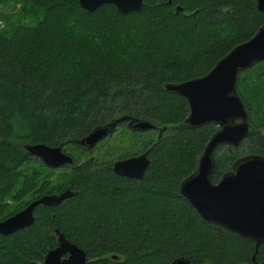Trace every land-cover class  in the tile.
<instances>
[{"label":"trees","instance_id":"trees-1","mask_svg":"<svg viewBox=\"0 0 264 264\" xmlns=\"http://www.w3.org/2000/svg\"><path fill=\"white\" fill-rule=\"evenodd\" d=\"M167 2L144 0L122 14L111 4L88 12L78 0H0V220L41 195L73 191L36 206L30 226L0 235V264H43L56 230L85 251L86 264H264L263 244L204 220L180 194L218 126H185L187 100L164 90L208 73L255 34L264 13L255 0ZM236 91L252 130L234 153L216 148L213 183L237 158L264 155V61L239 71ZM120 117L128 118L114 131L148 134L120 156L147 151L141 180L115 174L114 160L67 151L92 156L103 139L90 149L75 141ZM131 118L155 129H131ZM25 143L60 146L73 162L53 181L56 168Z\"/></svg>","mask_w":264,"mask_h":264},{"label":"water","instance_id":"water-1","mask_svg":"<svg viewBox=\"0 0 264 264\" xmlns=\"http://www.w3.org/2000/svg\"><path fill=\"white\" fill-rule=\"evenodd\" d=\"M168 0L167 3H170ZM257 8L264 13V0H255ZM79 5L93 12L101 5L111 4L122 14L137 12L144 0H78ZM181 8L177 7L176 11ZM264 61V23L248 40L233 47L217 61L205 75L180 83H166L164 90L176 93L187 100L189 112L183 124L197 128L213 123L218 129L206 143L197 167L179 185V192L206 221L218 224L243 237L250 238L257 249L264 245V155L248 154L237 158L231 170L213 183L212 174L217 169L214 152L219 145H227L234 153L242 140L252 130L248 112L236 91L239 71ZM128 117L94 128L75 143L93 148L111 134L116 125ZM135 130L155 129L147 121L131 118L127 124ZM166 127L159 128V136ZM24 149L48 167L59 168L73 162L69 153L60 146L43 143H25ZM150 164L147 151L125 158L115 159L109 167L120 176L141 180ZM73 191L44 194L30 201L25 207L0 220V235L17 232L34 222V209L38 205L54 206L71 197ZM57 246L47 252L43 264H86L85 251L67 240L56 230ZM175 264V263H174ZM176 264H188L177 261Z\"/></svg>","mask_w":264,"mask_h":264},{"label":"rangeland","instance_id":"rangeland-1","mask_svg":"<svg viewBox=\"0 0 264 264\" xmlns=\"http://www.w3.org/2000/svg\"><path fill=\"white\" fill-rule=\"evenodd\" d=\"M2 25L3 23L1 22L0 27H2ZM146 135L148 134H145L142 137L131 136V134H129L126 129H122L120 127L93 148V151L91 153L92 156L88 154L78 153L70 149H68L67 151L70 154H73L75 157L78 156V158L81 160L95 156L96 158L98 157L97 159L99 161H103L104 163L110 162L111 160L120 158V156L126 155L128 152L141 149L142 141L144 139L143 137H145ZM62 171H64L63 168L54 169V174L52 175L51 179L55 181L57 175ZM10 203L13 206L16 205L15 202Z\"/></svg>","mask_w":264,"mask_h":264},{"label":"built area","instance_id":"built-area-1","mask_svg":"<svg viewBox=\"0 0 264 264\" xmlns=\"http://www.w3.org/2000/svg\"><path fill=\"white\" fill-rule=\"evenodd\" d=\"M0 24H1V22H0Z\"/></svg>","mask_w":264,"mask_h":264}]
</instances>
